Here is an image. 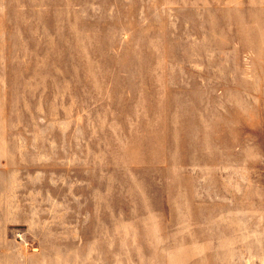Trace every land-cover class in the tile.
<instances>
[{
	"label": "rangeland",
	"instance_id": "1",
	"mask_svg": "<svg viewBox=\"0 0 264 264\" xmlns=\"http://www.w3.org/2000/svg\"><path fill=\"white\" fill-rule=\"evenodd\" d=\"M0 264H264V0H0Z\"/></svg>",
	"mask_w": 264,
	"mask_h": 264
}]
</instances>
